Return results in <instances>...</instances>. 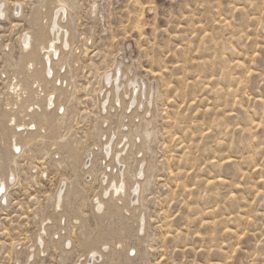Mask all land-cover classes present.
I'll return each instance as SVG.
<instances>
[{"label": "rangeland", "instance_id": "rangeland-1", "mask_svg": "<svg viewBox=\"0 0 264 264\" xmlns=\"http://www.w3.org/2000/svg\"><path fill=\"white\" fill-rule=\"evenodd\" d=\"M45 1L6 0L0 123L10 76L20 64V42L32 35V14ZM64 1L73 42L58 66L54 60L50 110L60 115L62 144L84 157L73 163L49 138L23 146L15 160L19 176L0 199V264H78V223L67 221L71 252L57 246L56 196L64 184L63 209L73 200V186L84 195L82 214L93 237L99 215L94 202L105 173L116 168L111 170L110 158L92 166L88 156L101 154L111 130L117 142L128 138L119 146L126 153L118 172L135 181L138 161L152 162L150 174L138 177L143 188L136 206L147 232L131 260L264 264V0ZM119 61L154 88L152 115H133L130 108L117 118L113 104L101 106L104 78ZM67 75L65 89L60 79ZM62 90L71 98L59 107ZM42 230L46 243L39 253Z\"/></svg>", "mask_w": 264, "mask_h": 264}, {"label": "bare ground", "instance_id": "bare-ground-1", "mask_svg": "<svg viewBox=\"0 0 264 264\" xmlns=\"http://www.w3.org/2000/svg\"><path fill=\"white\" fill-rule=\"evenodd\" d=\"M7 3L6 0H0L1 19L7 16ZM16 4H18L16 9H19L21 3ZM66 18H68V8L64 0H46L44 5L39 10H34L32 14V35L25 34L23 41L20 42L22 53L20 64L10 76L0 123L1 201L7 195L10 181L14 184L19 176L15 160L23 152L25 145L34 144L39 139L49 138L53 149L60 152L67 150L73 163L80 164L83 161L82 151H76L75 148L62 144L59 136L60 115L50 110L55 107L54 93H49L53 90L51 79L55 74L54 68L72 49L71 21ZM62 21L64 24H61ZM5 56L6 62L10 63L12 61L10 53ZM54 60H57L56 66H54ZM69 78L67 75L60 79V82H66L65 89L68 87ZM104 81L108 86L100 100L101 106L106 108L109 104H113L117 111V118L122 116L124 110L130 108H134L133 115H137L140 111L143 116L148 113L152 115L155 100L154 88L124 61L117 62L114 70L108 73ZM62 92L65 100L64 104L59 107L68 104L71 98L67 90H62ZM31 127L34 128L35 133H32ZM45 130L47 134L42 133ZM110 134L112 138L109 137L103 143L101 154L91 156V153L88 156L92 157V166L96 165L99 159L110 158L111 170L116 168V173L113 172L110 175L105 173L108 178L103 179V184L94 202V208L97 207L99 215H97V231L93 237L88 236L87 222L82 214V204L85 203L84 195L73 186V200L70 206L63 209L61 204L65 192L64 184L59 188L58 196H56V208L59 212H56L54 218L57 221L58 228H56L60 235L57 246L64 254L71 252L73 240L72 234L68 233L67 221L71 224L78 223L81 228L82 242V256L78 264H95V261H101L102 264H137L130 259L131 252L133 255L136 254L144 240L140 237L146 235L147 232L146 217L138 210L136 203L143 188L138 177L139 175L144 176L146 172L150 174L152 162L150 158L138 161L136 173L139 174L136 180L127 179L124 172H118V167L125 164L123 154L126 153L119 146L127 144L128 138L123 136L117 142L113 130ZM146 136L149 137L148 134ZM91 175H88L89 178ZM40 234L42 236H38V242L35 245V250L39 253L44 251L46 243L43 237H46V232L42 230ZM32 258H34V250L30 254V259ZM28 264H30L29 260Z\"/></svg>", "mask_w": 264, "mask_h": 264}]
</instances>
